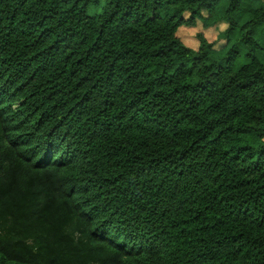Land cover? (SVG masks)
Returning a JSON list of instances; mask_svg holds the SVG:
<instances>
[{
    "label": "trees",
    "instance_id": "16d2710c",
    "mask_svg": "<svg viewBox=\"0 0 264 264\" xmlns=\"http://www.w3.org/2000/svg\"><path fill=\"white\" fill-rule=\"evenodd\" d=\"M102 1L0 0V264H264V0Z\"/></svg>",
    "mask_w": 264,
    "mask_h": 264
},
{
    "label": "rangeland",
    "instance_id": "374dc122",
    "mask_svg": "<svg viewBox=\"0 0 264 264\" xmlns=\"http://www.w3.org/2000/svg\"><path fill=\"white\" fill-rule=\"evenodd\" d=\"M106 0L102 1V4ZM102 6V5H101ZM98 9L96 7L91 8L90 13L97 12ZM227 25L226 23H220L219 26H213L210 28H204L203 23L201 21H198V24L196 27H181L179 29V35L181 39L184 41V43L190 45V46H196L199 43V39L197 37L199 32H203L207 38H209L211 41L215 42V45L217 48L221 47L223 45V40L218 36L220 31H224L226 29Z\"/></svg>",
    "mask_w": 264,
    "mask_h": 264
}]
</instances>
